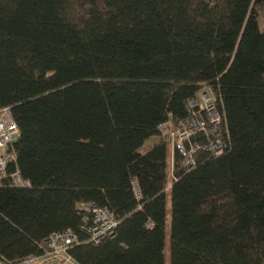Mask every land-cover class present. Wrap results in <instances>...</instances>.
<instances>
[{"label": "trees", "instance_id": "obj_1", "mask_svg": "<svg viewBox=\"0 0 264 264\" xmlns=\"http://www.w3.org/2000/svg\"><path fill=\"white\" fill-rule=\"evenodd\" d=\"M205 86L223 153H174L170 173L158 128ZM0 108L19 133L0 264L67 231L78 264H264V0H0ZM83 204L113 214L112 238L90 241Z\"/></svg>", "mask_w": 264, "mask_h": 264}, {"label": "built area", "instance_id": "obj_2", "mask_svg": "<svg viewBox=\"0 0 264 264\" xmlns=\"http://www.w3.org/2000/svg\"><path fill=\"white\" fill-rule=\"evenodd\" d=\"M215 98L212 89L205 86L199 90L194 99L188 102L187 118L177 123L167 121L159 126V133L168 143L171 170L174 153L182 157L183 166L187 169L195 165L196 153L200 151L218 156L223 153L224 146L219 137L222 119L217 112ZM197 134L204 136L207 143L201 145L197 141H192ZM18 135V129L9 108H0V185L6 177L8 165L13 160L8 150ZM12 179L15 186H29L17 172ZM133 189L136 199H139L136 182H133ZM79 208L86 215L84 222L89 225L87 234L93 244L97 245L107 237L112 238V230L116 222L111 212L89 204L80 205ZM75 242V237L69 231L54 233L44 242L41 255L30 257L22 264H78L69 254V249Z\"/></svg>", "mask_w": 264, "mask_h": 264}, {"label": "rangeland", "instance_id": "obj_3", "mask_svg": "<svg viewBox=\"0 0 264 264\" xmlns=\"http://www.w3.org/2000/svg\"><path fill=\"white\" fill-rule=\"evenodd\" d=\"M159 141V137L157 135L155 136H151L149 137L144 143L143 145L139 148L138 152L139 153H145L147 152L150 148H152V146H154L157 142ZM169 162V160H168ZM171 171V169H170ZM168 222H169V218H168ZM166 264H168V253L166 251Z\"/></svg>", "mask_w": 264, "mask_h": 264}]
</instances>
